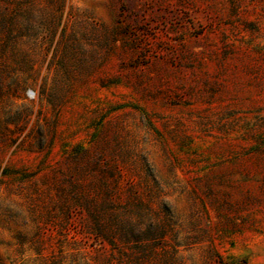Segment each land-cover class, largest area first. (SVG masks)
<instances>
[{"label": "rangeland", "instance_id": "rangeland-1", "mask_svg": "<svg viewBox=\"0 0 264 264\" xmlns=\"http://www.w3.org/2000/svg\"><path fill=\"white\" fill-rule=\"evenodd\" d=\"M108 165L173 264H264V0H0V264H102L57 201Z\"/></svg>", "mask_w": 264, "mask_h": 264}, {"label": "trees", "instance_id": "trees-1", "mask_svg": "<svg viewBox=\"0 0 264 264\" xmlns=\"http://www.w3.org/2000/svg\"><path fill=\"white\" fill-rule=\"evenodd\" d=\"M88 152L87 148H75L70 156ZM103 168L102 172L113 179L112 185L104 177L91 180L87 187L74 185L72 199L61 196L57 201L64 217H69L71 207L77 208L75 234L91 240L93 259L102 264H173L174 252L166 249L173 222L168 204L157 198L153 202L150 190L146 196L132 187L121 190V169L111 165ZM35 250L40 253V247Z\"/></svg>", "mask_w": 264, "mask_h": 264}]
</instances>
